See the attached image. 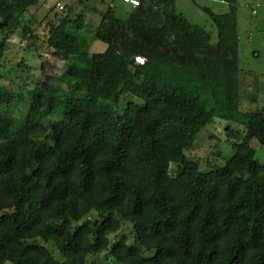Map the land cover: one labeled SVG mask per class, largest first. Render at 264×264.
Segmentation results:
<instances>
[{
  "label": "trees",
  "instance_id": "1",
  "mask_svg": "<svg viewBox=\"0 0 264 264\" xmlns=\"http://www.w3.org/2000/svg\"><path fill=\"white\" fill-rule=\"evenodd\" d=\"M174 1L139 0L125 19L109 6L90 31L102 52L65 15L44 40L65 88L0 84V264H264V162L250 144L264 147V105L240 109L236 0L202 6L214 42ZM39 2L0 0V60L16 30L35 37L25 15ZM213 117L244 129L226 131L223 164L201 167L185 152Z\"/></svg>",
  "mask_w": 264,
  "mask_h": 264
},
{
  "label": "rangeland",
  "instance_id": "2",
  "mask_svg": "<svg viewBox=\"0 0 264 264\" xmlns=\"http://www.w3.org/2000/svg\"><path fill=\"white\" fill-rule=\"evenodd\" d=\"M212 0H175L174 7L192 23L204 26L211 35V41L216 40V30L209 16L202 10V6H209ZM57 2L62 8L57 6ZM226 4V3H225ZM109 6H113L114 14L125 19L132 8L123 0H40L31 7L25 18L33 27L32 38L25 37L21 29L16 30L8 39L0 60V84L7 87H33L45 78H53L54 85L63 90L65 85L58 79L62 61L51 54L45 45V31L50 24H56L60 18L67 15L77 22L78 15L82 16L78 34L87 40L89 52H102L106 44L90 38V31L97 26L101 14ZM237 31L239 36V67L243 70L239 74L240 109L243 111L262 108L264 105V0H236ZM52 9V10H50ZM50 11V12H49ZM48 16L45 17L46 13ZM70 23H72L70 21ZM136 61H140L136 58ZM44 64L43 69L41 65ZM257 83L254 88V83ZM256 94L257 101L250 99ZM13 112L8 118L9 131L17 129L22 122L24 111L21 105H14ZM244 129L232 121L212 118L195 137L193 144L185 153L189 159L198 160L204 167L206 160H213L216 164H223L225 158L232 154L226 131L231 128ZM255 150L259 162H264V147L256 140L250 142ZM175 170L171 167V171ZM129 232V226L123 227L111 234V239ZM55 257L61 259L59 251L52 249Z\"/></svg>",
  "mask_w": 264,
  "mask_h": 264
},
{
  "label": "crops",
  "instance_id": "3",
  "mask_svg": "<svg viewBox=\"0 0 264 264\" xmlns=\"http://www.w3.org/2000/svg\"><path fill=\"white\" fill-rule=\"evenodd\" d=\"M208 5L209 6L206 7H209L212 11L216 13H222L226 10V4L223 0H212L211 4L209 3Z\"/></svg>",
  "mask_w": 264,
  "mask_h": 264
},
{
  "label": "built area",
  "instance_id": "4",
  "mask_svg": "<svg viewBox=\"0 0 264 264\" xmlns=\"http://www.w3.org/2000/svg\"><path fill=\"white\" fill-rule=\"evenodd\" d=\"M123 2H124V3H127V4H129V5H131V6H136V5H138L139 0H123ZM57 6H58L59 8H62V5H61L59 2H57ZM139 60L142 61L141 58H139Z\"/></svg>",
  "mask_w": 264,
  "mask_h": 264
}]
</instances>
